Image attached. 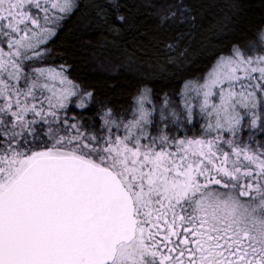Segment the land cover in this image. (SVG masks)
<instances>
[{
    "label": "snow or ice",
    "instance_id": "obj_1",
    "mask_svg": "<svg viewBox=\"0 0 264 264\" xmlns=\"http://www.w3.org/2000/svg\"><path fill=\"white\" fill-rule=\"evenodd\" d=\"M246 7L225 4L229 32ZM199 9L157 12L186 27L169 52ZM77 14L133 26L123 0H0V264H264V0L203 70L142 76L119 105L50 62Z\"/></svg>",
    "mask_w": 264,
    "mask_h": 264
},
{
    "label": "trees",
    "instance_id": "obj_2",
    "mask_svg": "<svg viewBox=\"0 0 264 264\" xmlns=\"http://www.w3.org/2000/svg\"><path fill=\"white\" fill-rule=\"evenodd\" d=\"M89 2L82 0L85 5ZM123 2L129 7L133 26L122 35L108 37L99 28L90 29L77 14L66 20L49 45L53 49L50 62L70 65L71 78L85 87H94L97 102L125 103L127 94L142 76L168 85L185 73L203 70L215 48L226 45L235 36H242L247 28L260 20L261 0H241L247 7L239 30L229 32L224 19L228 0H193L200 5L199 24L191 36L183 37L179 49L169 52L165 44L175 39L178 32L186 31V27L161 25L157 12L162 14L163 9L178 4L179 0ZM93 108L95 110V106Z\"/></svg>",
    "mask_w": 264,
    "mask_h": 264
},
{
    "label": "rangeland",
    "instance_id": "obj_3",
    "mask_svg": "<svg viewBox=\"0 0 264 264\" xmlns=\"http://www.w3.org/2000/svg\"><path fill=\"white\" fill-rule=\"evenodd\" d=\"M166 8H167V7H166ZM165 10H166V9H163L162 12L165 11ZM104 67H105V68H108L106 65H105ZM133 68H134V67H133Z\"/></svg>",
    "mask_w": 264,
    "mask_h": 264
}]
</instances>
